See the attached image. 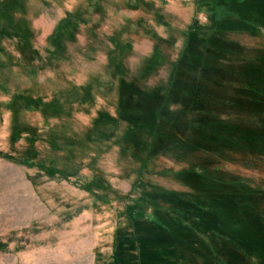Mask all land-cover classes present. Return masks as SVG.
<instances>
[{
  "label": "rangeland",
  "instance_id": "374dc122",
  "mask_svg": "<svg viewBox=\"0 0 264 264\" xmlns=\"http://www.w3.org/2000/svg\"><path fill=\"white\" fill-rule=\"evenodd\" d=\"M214 3L0 0V264H264V0Z\"/></svg>",
  "mask_w": 264,
  "mask_h": 264
},
{
  "label": "trees",
  "instance_id": "16d2710c",
  "mask_svg": "<svg viewBox=\"0 0 264 264\" xmlns=\"http://www.w3.org/2000/svg\"><path fill=\"white\" fill-rule=\"evenodd\" d=\"M246 0H242V1H239V0H234V7H236L235 9H240V10H242V7H243V3L245 2ZM214 4H215V6H216V15L218 16V17H220L219 18V20H220V22H223L227 17H229V16H234V17H241L242 18V16H241V12L239 11V13L238 12H236L237 10H235V9H232V8H227V6H226V4H227V1H226V3H224V2H221V0H214ZM242 22H246V24H252V25H254V21H252V10H250L247 14H246V17L243 19L242 18V20H241ZM73 22L71 21V18H68V19H65V21L63 22V26H62V29L61 30H59L56 34H55V36H54V38H53V40L55 39H57V37H59L60 35H63V34H65L66 32L67 33H73V31H74V29H76L75 28V26L72 24ZM73 25V26H72ZM54 40V41H55ZM57 45V44H56ZM127 115H129V114H127V112L125 111V110H123L122 111V113H121V116L124 118V117H127ZM0 158H3V159H5V160H7V161H10V162H14V163H21L22 162V159H20V158H18V157H16V156H14V155H11V154H9V153H6V152H3V151H0ZM179 198H182L183 199V201H189L190 199H188V198H186V200H185V198H184V195H180L179 194ZM193 201V200H192ZM193 203H194V201H193ZM195 204V203H194ZM196 205V204H195ZM197 206V209L199 210V212H202V213H200L199 215H201V214H203V213H207V211L205 210V209H203V207L202 206H200L199 204L198 205H196ZM231 216V215H230ZM232 217V216H231ZM253 235V238H255V233L254 234H252ZM252 237V236H251ZM255 239H259V238H255ZM260 240V239H259ZM7 247V244H3V243H1L0 242V249L1 250H4L5 248Z\"/></svg>",
  "mask_w": 264,
  "mask_h": 264
}]
</instances>
